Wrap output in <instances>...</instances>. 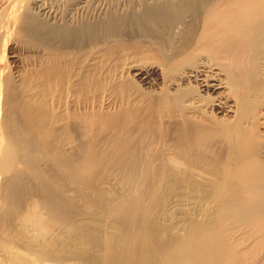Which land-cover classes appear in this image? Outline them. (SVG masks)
<instances>
[{
  "label": "bare ground",
  "instance_id": "6f19581e",
  "mask_svg": "<svg viewBox=\"0 0 264 264\" xmlns=\"http://www.w3.org/2000/svg\"><path fill=\"white\" fill-rule=\"evenodd\" d=\"M0 264H264V0H0Z\"/></svg>",
  "mask_w": 264,
  "mask_h": 264
}]
</instances>
